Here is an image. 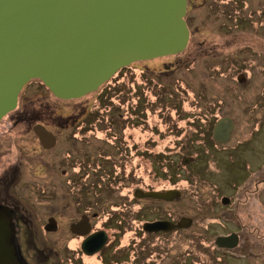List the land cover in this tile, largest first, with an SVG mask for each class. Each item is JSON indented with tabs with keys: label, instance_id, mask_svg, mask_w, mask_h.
<instances>
[{
	"label": "rangeland",
	"instance_id": "374dc122",
	"mask_svg": "<svg viewBox=\"0 0 264 264\" xmlns=\"http://www.w3.org/2000/svg\"><path fill=\"white\" fill-rule=\"evenodd\" d=\"M193 30L182 68L166 72L162 63L168 58L139 62L147 67L144 73L120 72L100 95L79 99L58 100L38 79L20 93L12 113L26 115L0 126L9 130L0 135V152L4 162L24 156L27 173L18 194L29 209L44 218L58 215L61 222L46 238L25 234L31 264H103L74 254L78 243L67 224L85 210L116 214L110 217L109 225L117 228L109 231L106 264H264V194L255 190L264 180V0H208L196 9ZM230 57L237 65L229 71ZM95 96L101 97L99 106ZM87 112L101 120L58 131L56 158L72 153L73 162L57 164L51 153L40 152L29 133L31 118L47 115L44 120L55 126L50 114ZM223 115L234 120L235 129L230 141L220 143L211 131ZM88 129L93 131L82 135ZM98 151L103 156L93 167ZM137 186L174 187L182 194L165 203L133 199ZM161 215L189 216L194 224L158 235L141 231L140 220ZM232 230L240 231L244 243L220 248L217 237Z\"/></svg>",
	"mask_w": 264,
	"mask_h": 264
},
{
	"label": "water",
	"instance_id": "95a60500",
	"mask_svg": "<svg viewBox=\"0 0 264 264\" xmlns=\"http://www.w3.org/2000/svg\"><path fill=\"white\" fill-rule=\"evenodd\" d=\"M186 12L187 0H0V121L16 109L20 92L32 79H40L56 97L80 98L135 61L182 52L190 34ZM234 128L231 117H221L212 136L228 142ZM36 132L42 135L40 128ZM142 193L167 200L181 195L179 189ZM192 222L183 217L178 223L144 227L172 230ZM107 239L105 232L94 233L82 248L93 254ZM238 243L235 233L216 239L222 248ZM0 264H26L17 251L11 216L2 207Z\"/></svg>",
	"mask_w": 264,
	"mask_h": 264
},
{
	"label": "flooded vegetation",
	"instance_id": "af4514ba",
	"mask_svg": "<svg viewBox=\"0 0 264 264\" xmlns=\"http://www.w3.org/2000/svg\"><path fill=\"white\" fill-rule=\"evenodd\" d=\"M207 1L208 0H202V1L201 0H187V12L185 15V20H186L187 26L189 28L190 34H189L187 46L182 52L177 53V54H170L167 56H162V57H158V58H154V59H149V60L135 61V62L131 63L130 65H127V66L120 68L116 74L118 75L120 72L123 74L124 72H126L128 70H133V69L139 70V74L144 73L143 71L146 70L147 67H142L140 65H136L137 63L157 60L160 58H168L167 61H163V63H162L165 67L166 72H168V69L174 70L176 68V66H177V68H180V66H181L180 64H182L181 68L184 67L183 60H185V59L183 56H185L187 50L190 48V45L193 42V39L195 37V31L193 30V19L195 18V11L198 7H200V5L206 4ZM234 55H235V53H234ZM234 55L232 54V56H234ZM232 59H233L232 57L228 58V60H231V62H232L231 66L227 68V70H229V71L237 65V63L233 64ZM196 60H197V58H194V60L192 61V64H194L196 62ZM186 64L187 63L185 62V65ZM158 73H163V71H159ZM32 80L29 81L24 86L22 91L31 82H33ZM38 81H40L39 84H40L42 89L44 87H45V89L47 88L46 90L54 96V94L50 91V89L40 79H38ZM109 81L105 82L96 91L91 92L89 94H92V93L93 94H99L100 91L104 89L105 85ZM89 94H87V95H89ZM19 98H20V95H19ZM56 98L58 100H61V101L67 100V99H63V98H59V97H56ZM80 98H82V97H80ZM95 98H96V100L94 101V103L96 105L98 104V106H99L101 104V102H100L101 97L95 96ZM74 99H79V98H74ZM18 106H19V100H18V105H17L16 109L18 108ZM25 115L26 114H21L20 112L12 113V111H11L10 113H8L7 115H5L2 118V120L0 121V126L3 127V125H6L7 123H9V122H7L9 120H10V122H13L14 124H16V123L24 120L23 116H25ZM120 115L122 116V118L124 117L123 113H121ZM44 116L48 117L47 115H44ZM224 116L225 115L216 118L215 122L213 124V127H214L216 121L219 118L224 117ZM43 117H41V118H38V117L35 118L34 117V118L30 119V131H29V133L33 134L35 141L37 142V145L39 147L40 152L43 154L51 153L57 164H60L62 162V160L66 159V158H69L70 161L73 162L72 157L74 156L72 153H68V155H66L63 158H56V155L58 152H55L54 150L57 149L58 145L61 142V140H60L61 137H60V134L58 132L59 129H66V128L71 126L75 130V129H78V127L79 128L87 127L88 124L92 126L93 122H95V124H96L97 122H99L101 120V119L99 120V117L93 118L94 117L93 113H89V112L81 113L77 117H76V115L75 116H64L61 114H59V115L50 114L49 117L52 118V120L55 122V126H52L51 124H49L46 121V119L44 120ZM109 119L107 120L108 122H110ZM47 120L50 121L49 119H47ZM122 122H124V124H125V122H127V121H124L122 119ZM213 127H212V131H213ZM36 128L41 129L42 135H40L39 132H36ZM90 131L92 132L93 130L88 129L87 131H84V133H82V135L88 134V132H90ZM233 131H232V134H233ZM5 132H9V130H7V131H1L0 130V135L2 133H5ZM78 132L79 131L77 130V131L73 132L72 134L76 135ZM73 135L71 136L70 139L72 142H75L77 140H76L75 136H73ZM90 142H92V140H90ZM17 150L21 152V150H23V148L18 147ZM4 154L5 153L0 152V207L6 209L7 212L11 216L12 225H13L14 231H15V243H16L17 251H18L20 258L26 264H31L29 258H27L26 253L24 252L25 234L40 233L44 238H46L48 234L55 233L61 228L60 227L61 222H60L58 215H48L46 218H44L40 213H38V211H35L33 209H29V206L24 202V200L18 194L19 190H20V185L23 184V182L25 181V176L27 173V167L25 166V163L23 162L24 156H21L20 159H16V160L14 159L11 162H4L3 161ZM102 156H103V153L98 151L97 156L92 159L90 165L93 167L96 166V163H98V159L102 158ZM44 164L46 166H51L50 163L46 164V162H45ZM62 172L64 173V175H66L67 169H63ZM169 174H170V172H169ZM81 177H83V176H81ZM261 184L263 187L262 189H260ZM172 189H175V188L174 187H168V188H160L159 189V188H144V187L142 188L140 186H137V187L132 189L131 196L133 199H135V198L136 199L138 198L141 200L142 199H151V200L161 201V203L172 202V201H174V199L180 197L181 195L172 199V200H167L164 198H154V197H150V196H143L144 194L142 193V191L143 192H150V191L166 192V191H169ZM255 190H257V191L261 190V193L264 194V180L261 179V180L256 182ZM247 191H249V190L246 189L245 192H247ZM252 192H254V190ZM139 193H142L143 195L141 196V195H139ZM181 194H182V191H181ZM224 198H228V200H229L228 203H230V201H231L230 197L223 196L222 200ZM237 212L238 211H236V215H237ZM110 217L115 220V218H116L115 212H107V213L105 212L104 213V212H101L100 210H96V211H91V210L86 211L85 210V211L81 212L79 217L74 218L68 222L67 230H69V232L71 233V236H72L71 238L76 239L77 243H78L77 249H75L74 254H78L81 258H84L87 256L93 257L96 259L101 258L100 259L101 262L103 264H106L104 262L105 261L104 253H107V251H108L107 249L109 248V246L111 244L109 231L112 230L113 228L114 229L117 228V227H112L109 225ZM183 217H189V216L183 215V216H180V217L175 219L172 217V215L170 216V218H168V216L161 215L160 217H155L152 219H145L144 221L140 220V222H141L140 228H141V231H143L147 235H158V234L167 233V232H174V230H176V229H185V228H188L194 224V219L192 218L193 222L190 226L178 227V228H175L172 230L149 231L144 227L146 223H152V222H157V221H169V222H173V223H178L181 220V218H183ZM189 218H191V217H189ZM99 220H100V223H98ZM138 221H139V219H138ZM117 222L121 223V220L120 221L118 220ZM84 232H87V233L83 234ZM97 232H105L107 234L108 239H107L105 245L100 250L96 251L93 254H87L82 248L83 242L88 236H90L94 233H97ZM233 233L238 235L239 243L236 247V248H238L241 244L244 243V238H242L239 230H232L228 234H225V235H229V234H233ZM222 249H226V248H222ZM238 250H240V249H238ZM56 252L58 254V257H60V258L63 257V254L60 251L57 250ZM232 252H234V251H232ZM233 254H236V252H234ZM66 263H68V262H66ZM183 263H185V262H182L181 264H183ZM61 264H64V263H61Z\"/></svg>",
	"mask_w": 264,
	"mask_h": 264
},
{
	"label": "trees",
	"instance_id": "16d2710c",
	"mask_svg": "<svg viewBox=\"0 0 264 264\" xmlns=\"http://www.w3.org/2000/svg\"><path fill=\"white\" fill-rule=\"evenodd\" d=\"M214 122H215V121H214ZM177 168H178V166H177ZM173 169L176 170V166H174ZM173 169H171V170L173 171ZM168 174H169V173H168ZM173 174H174V171H173ZM173 174H172V175H173ZM170 175H171V174H170ZM172 175H171V176H172Z\"/></svg>",
	"mask_w": 264,
	"mask_h": 264
},
{
	"label": "bare ground",
	"instance_id": "6f19581e",
	"mask_svg": "<svg viewBox=\"0 0 264 264\" xmlns=\"http://www.w3.org/2000/svg\"><path fill=\"white\" fill-rule=\"evenodd\" d=\"M92 259H94V258H92ZM92 259H90V260H92Z\"/></svg>",
	"mask_w": 264,
	"mask_h": 264
}]
</instances>
